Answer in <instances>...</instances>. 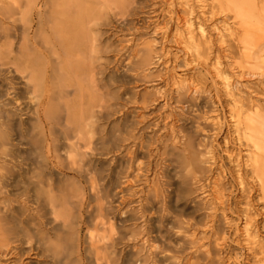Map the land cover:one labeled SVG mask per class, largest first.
<instances>
[{"label":"bare ground","instance_id":"6f19581e","mask_svg":"<svg viewBox=\"0 0 264 264\" xmlns=\"http://www.w3.org/2000/svg\"><path fill=\"white\" fill-rule=\"evenodd\" d=\"M189 1L193 5L194 0ZM213 2L258 19L264 14V0ZM130 6V0H0V264H147L141 249L131 247L139 236L145 243L153 232L164 231L170 239H179V202L192 174L201 169L193 151L196 141L182 130L186 132L182 151L174 147L176 151L165 149L160 154L157 149L151 152L147 141H140L142 129L136 119L126 116L110 130L104 126V121L122 112L112 84H122L123 75L107 74L103 68L100 55L105 49L99 29L114 20L123 31L129 24ZM206 9L201 10L203 15ZM188 20L187 28H181L184 36L176 40L185 51L197 37L205 41L208 33L204 27L208 18L197 27L196 21ZM251 37H240L241 44H248ZM151 47L134 50L126 65L122 60L123 74L138 65L150 66ZM223 85L231 93L233 84L227 77ZM243 112L235 111L234 126L247 142L246 167L264 198V116L244 118ZM246 128L257 133L248 134ZM112 153L110 164L99 163ZM153 153L164 157L165 166L158 173L163 180L154 185L153 193L148 191L145 199L135 201L148 180ZM173 164L179 167L175 179L169 174ZM217 196L227 206L225 195L218 191ZM154 214L159 215L155 229L151 224L141 232L132 228L138 220L151 223ZM250 221L246 218L243 233L249 244H255ZM163 248L173 254L182 250L169 244ZM173 258L166 256L155 264L173 263Z\"/></svg>","mask_w":264,"mask_h":264},{"label":"rangeland","instance_id":"374dc122","mask_svg":"<svg viewBox=\"0 0 264 264\" xmlns=\"http://www.w3.org/2000/svg\"><path fill=\"white\" fill-rule=\"evenodd\" d=\"M130 2L131 11L126 18L129 24L123 31H120L121 28L114 20L111 25L99 29L101 46L106 52L102 51L100 62L104 65L100 64L106 69L107 74H116L118 77L122 73L125 77L126 73L123 74L121 71L124 66L121 67L120 62L123 60L122 63L124 61L128 63L127 59L131 53L150 45L151 65L142 67L138 65L136 70L127 73L125 78L120 75L122 84H112L121 98L118 109H121L122 114L115 113L111 120L104 121L103 124L110 130L126 116L138 120L142 129L138 135L142 137L140 141L142 139L144 142L147 141L151 152L157 149L160 154L165 149L172 152L174 147L182 151L186 143L183 135L186 132L185 134L180 132L185 130L196 141L193 140L194 144H197L194 145V149L198 153L194 149L193 151L201 165V169L192 174L191 182L187 184L189 188H186V194L179 202L180 242L173 237L170 239L162 231L153 232L151 239H147L145 243L142 242L143 236H139L138 241L132 242L131 247L141 249L139 250L142 251L141 255L148 259L147 264H155L157 259L162 260L166 256L174 257L173 263L169 260L167 264L169 262L186 264L185 262L189 260L191 262L188 264H264V198L259 190L258 181L256 178L252 180L253 174L250 168L246 167V159L250 153L247 142L242 138L243 133L237 132L234 126V113L237 110L244 111V118L250 114L264 116V14L258 19L249 13L235 11L233 9L235 7L232 6L229 8L227 5L229 9L224 5L214 6L213 0H194L193 5L189 0H130ZM212 6L214 9L210 13ZM203 9L209 13L203 15L201 11ZM189 17L196 21L194 22L196 27L199 22L208 18L204 26L208 33L206 42L197 37L187 52L183 49L185 45L179 43V39L185 34V30L182 29L190 23ZM183 23L185 25L180 27L179 25ZM217 27L220 30L227 28V31L224 30L223 34L219 35L218 30L215 31ZM246 35L252 36L251 41L242 45L240 40ZM240 37L242 39H239ZM224 77L233 84L231 93H228L223 85ZM127 100L130 102L127 103ZM244 132L253 135L257 133L253 128H246ZM138 140L137 143L140 142ZM134 143L135 141L131 146ZM200 143H203V146ZM159 155L153 153L148 160L150 170L148 180L142 185L141 193L133 200L145 199L148 191L153 193L154 185L159 186L161 183L158 181L160 180L158 175L165 164L164 157ZM114 156L112 153L101 157L99 163L105 167L111 163ZM234 158L237 159H235L237 163ZM178 171L179 167L175 164L169 168V174L174 179ZM218 191L225 195L223 200L227 206H222L220 200L216 199ZM158 218L159 215L156 214L148 224L138 220L132 228L141 232L151 224L155 229ZM246 218L251 219L249 233L255 237V244H249L243 233ZM167 244L172 247L180 246L182 250L173 254L171 250L163 248ZM157 246L158 251L155 249ZM156 254H159L157 258Z\"/></svg>","mask_w":264,"mask_h":264}]
</instances>
